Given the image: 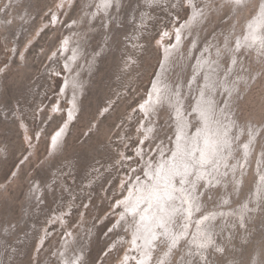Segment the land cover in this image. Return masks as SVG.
Instances as JSON below:
<instances>
[{"label": "rangeland", "instance_id": "1", "mask_svg": "<svg viewBox=\"0 0 264 264\" xmlns=\"http://www.w3.org/2000/svg\"><path fill=\"white\" fill-rule=\"evenodd\" d=\"M263 13L0 0V264L142 263L122 202L175 163L147 264H264Z\"/></svg>", "mask_w": 264, "mask_h": 264}, {"label": "bare ground", "instance_id": "2", "mask_svg": "<svg viewBox=\"0 0 264 264\" xmlns=\"http://www.w3.org/2000/svg\"><path fill=\"white\" fill-rule=\"evenodd\" d=\"M262 16L264 17V13ZM257 26L259 27L258 23H256V26H255L256 29H257ZM182 31H183V29L179 30L178 36L181 35ZM163 44H164V41H163ZM151 102H152V99H150V104H151ZM180 113H179V115H180ZM208 130H209V128H208ZM221 139H222V137H221ZM221 139L219 138V141L217 140V142L219 143ZM223 142H224V140H223ZM218 143H217V145H218ZM221 147L223 148V146H221ZM196 148H198V147H196ZM214 153H216V152H214ZM212 158H213V156H212ZM212 158H211L210 149L205 148L204 156H203L202 160L209 161V159L212 160ZM217 159H218V157H217ZM177 165H179V163H175V165H170L169 167L166 165H162V166H159V168H157V169L150 170V171H152L151 173L153 174V175L151 174V176L154 177V183L147 184V183L143 182L144 184H142V183L137 184L135 187L131 186L128 195L126 194L124 196V199L122 202V205H123L122 208L128 212L137 213V215H138V220H136V223L138 224V229L133 231L132 235H133L134 239H133V241H131V243L135 244L136 247L140 246V244L143 243V247H142V251H143L142 256L143 257H142V263H140V264H147L148 263L149 255L151 252L150 246L152 245V242L155 239L154 233H155V229L157 227L158 222L165 224L168 221V218L172 217L171 214L169 213L171 211L169 208V204L174 203V201H175L174 196L179 197V196H177L178 192H176V191L180 188L177 185L178 182L175 184V181L174 182L171 181L172 178L174 179V177H175L173 174V171L176 170ZM194 169L195 168H193L192 171H194ZM197 170H199V169H197ZM210 172H211V170H210ZM201 175H202V173H201ZM202 176L204 177L205 175H202ZM190 181H191V179H190ZM185 183L188 184V182H186V180H185ZM178 191H181V190H178ZM185 191H186V189H185ZM157 196H159L160 198L157 199ZM180 197H182L181 194H180ZM181 199L184 202L183 197ZM186 200H187V206L189 208L188 210L187 209L186 210L188 211V214L191 217L195 212L194 205L192 203V199L190 198V196L187 197ZM145 202H147L146 205H145ZM183 202H181V203H183ZM183 206H184V203H183ZM187 206L185 205L184 207H187ZM160 210H164V213L160 212ZM177 210H178V208H177ZM124 213H125V211H122L120 215H123ZM120 215L118 217H120ZM195 219H197V218H195ZM200 226H201V224H200ZM131 256H132V254H130V253H126L124 255V257L126 258V260H125L126 263H127V260Z\"/></svg>", "mask_w": 264, "mask_h": 264}, {"label": "snow or ice", "instance_id": "3", "mask_svg": "<svg viewBox=\"0 0 264 264\" xmlns=\"http://www.w3.org/2000/svg\"><path fill=\"white\" fill-rule=\"evenodd\" d=\"M234 2H235L236 4L239 5V4H242L243 0H234ZM245 147H247V146H245ZM203 156H204V154L201 153V157H202V158H203ZM204 162L207 163V162H209V161H206V160H205ZM173 174H177V173H176L175 171H173ZM159 198H160V197L157 196V199H159ZM169 198H170V197H169ZM157 226L162 228V227H163V224L158 222Z\"/></svg>", "mask_w": 264, "mask_h": 264}]
</instances>
